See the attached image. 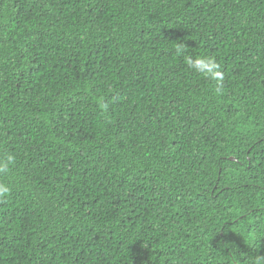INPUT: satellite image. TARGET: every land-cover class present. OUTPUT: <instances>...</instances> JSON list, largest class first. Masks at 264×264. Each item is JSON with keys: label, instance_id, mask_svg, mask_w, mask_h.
Returning <instances> with one entry per match:
<instances>
[{"label": "trees", "instance_id": "1", "mask_svg": "<svg viewBox=\"0 0 264 264\" xmlns=\"http://www.w3.org/2000/svg\"><path fill=\"white\" fill-rule=\"evenodd\" d=\"M6 153L0 264L264 256V0H0Z\"/></svg>", "mask_w": 264, "mask_h": 264}, {"label": "clouds", "instance_id": "2", "mask_svg": "<svg viewBox=\"0 0 264 264\" xmlns=\"http://www.w3.org/2000/svg\"><path fill=\"white\" fill-rule=\"evenodd\" d=\"M175 56L182 59L186 70L214 83V91L217 95L223 92L224 74L221 71V65L213 55L204 53H190L185 43L177 42L174 47ZM106 107V105H105ZM16 157L13 154L6 153L0 158V177L7 176L11 169L15 166ZM12 186L0 180V201L6 200L11 192ZM226 247H231L227 244L221 245V252ZM259 248V247H258ZM230 256V264H241V256H237L236 250L233 249ZM155 257V258H154ZM152 264H179L178 260L170 255L159 251L153 253ZM247 264H264V256L257 255L247 259Z\"/></svg>", "mask_w": 264, "mask_h": 264}]
</instances>
